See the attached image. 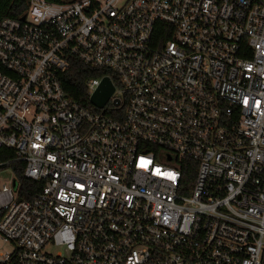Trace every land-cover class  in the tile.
<instances>
[{"label":"built area","instance_id":"obj_1","mask_svg":"<svg viewBox=\"0 0 264 264\" xmlns=\"http://www.w3.org/2000/svg\"><path fill=\"white\" fill-rule=\"evenodd\" d=\"M9 6L0 150L42 188L0 187V264H264V0Z\"/></svg>","mask_w":264,"mask_h":264},{"label":"trees","instance_id":"obj_2","mask_svg":"<svg viewBox=\"0 0 264 264\" xmlns=\"http://www.w3.org/2000/svg\"><path fill=\"white\" fill-rule=\"evenodd\" d=\"M10 0H0V19L8 16H16L17 10L9 6ZM106 71H95L84 66L78 61H73L69 69L62 74L61 82L65 93L72 100L86 108H92L88 101L87 88L85 81L89 78L107 75ZM13 152L8 149L0 150V163H7L4 167H9L18 183V197L20 200H30L42 188L41 183L30 181L23 176L24 165L22 163H12Z\"/></svg>","mask_w":264,"mask_h":264},{"label":"water","instance_id":"obj_3","mask_svg":"<svg viewBox=\"0 0 264 264\" xmlns=\"http://www.w3.org/2000/svg\"><path fill=\"white\" fill-rule=\"evenodd\" d=\"M113 91H114V87L112 86L109 78L105 77L101 80L95 92L90 96L89 102L94 107L101 109L107 103ZM117 103L118 101H116V104Z\"/></svg>","mask_w":264,"mask_h":264},{"label":"rangeland","instance_id":"obj_4","mask_svg":"<svg viewBox=\"0 0 264 264\" xmlns=\"http://www.w3.org/2000/svg\"><path fill=\"white\" fill-rule=\"evenodd\" d=\"M2 185L10 187L12 189L15 188V186L17 185V179L13 171L9 167H4L0 169V187ZM2 250L9 251L10 248L8 246H4Z\"/></svg>","mask_w":264,"mask_h":264}]
</instances>
